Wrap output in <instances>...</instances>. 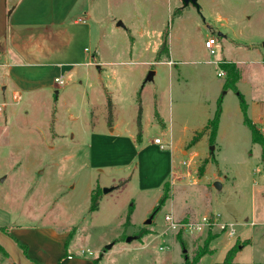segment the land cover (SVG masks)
Returning a JSON list of instances; mask_svg holds the SVG:
<instances>
[{"label":"rangeland","instance_id":"obj_1","mask_svg":"<svg viewBox=\"0 0 264 264\" xmlns=\"http://www.w3.org/2000/svg\"><path fill=\"white\" fill-rule=\"evenodd\" d=\"M197 1L200 13L181 0H95L96 63L75 66L58 88L30 93H5L0 76L1 232L21 239L33 226L66 230L68 251L88 249L94 264H220L235 243L234 264H264V154L234 90L264 138V0ZM211 37L214 55L204 48ZM224 62L238 71L234 86H225ZM218 105L212 140L206 126ZM116 120L121 138L106 132ZM155 138L171 147L160 149ZM164 186L168 199L154 212ZM169 213L178 221L218 213L235 235L218 226L170 231ZM0 264H15L1 246Z\"/></svg>","mask_w":264,"mask_h":264},{"label":"crops","instance_id":"obj_2","mask_svg":"<svg viewBox=\"0 0 264 264\" xmlns=\"http://www.w3.org/2000/svg\"><path fill=\"white\" fill-rule=\"evenodd\" d=\"M93 1L0 0V76L5 93L52 90L55 78L64 79L75 66L96 63L91 61L94 54L90 52L93 29L89 3ZM166 62L170 65L171 61ZM32 69L40 74H30ZM45 70L50 80L42 77ZM119 126L116 120L106 132L121 138ZM95 133L91 136H97ZM134 140L133 134L129 135L130 145ZM18 233L21 239H16L27 247V256L0 231V246L15 264H94V259L85 257L88 249H77L83 251L81 256L68 251L70 236L66 230L33 226Z\"/></svg>","mask_w":264,"mask_h":264},{"label":"trees","instance_id":"obj_3","mask_svg":"<svg viewBox=\"0 0 264 264\" xmlns=\"http://www.w3.org/2000/svg\"><path fill=\"white\" fill-rule=\"evenodd\" d=\"M164 49L165 48L163 46L160 50H164ZM221 65L226 70V72L228 73V76H229L228 80L225 83V86H229V85L234 86V83L239 78V74H238V71L235 68L234 63H231V62L225 63L224 62ZM234 90L236 91L238 99H239V106H240L241 112L243 114V122L248 127V129L250 131L251 141H252V143H256V144L260 145V147L262 149V152L264 154V138L259 133V131H257V128L255 127L253 122L247 117V115H246L247 106H246V103H245V101L243 99V96L237 91L236 88H234ZM107 111H108L109 121H111V104H110L109 100H108V103H107ZM219 116H220V108H219V105H218L216 111L213 114V117L208 121L207 126H206V130L210 131V138L212 140L214 139V137L216 135V131H217V128H218V123H219ZM139 117H138V122H137L138 127H139V131L137 133L136 139H139L140 136H141V133H140L141 127H140ZM98 199H99L98 189H94L91 192V198H90V200H91V204H90L91 211L97 210V208H98ZM167 199H168V189H167V187L164 186L163 187V193H162L161 197L158 200V205L154 208V212L159 210V208L162 205H164V203H165V201ZM131 212H132V209L129 208L127 216H126V220H125V224L126 225L129 224ZM0 231H1V228H0ZM142 234L143 233H141L139 237H141ZM8 235L13 239V241L16 243L18 248L21 249L22 253L25 256H27V247L24 244H22L21 242H19L13 235H11V234H8ZM247 244H248L247 242H244L241 245V247H244ZM239 250H240L239 244L235 243L230 249L227 250V252L225 253V256L223 258V261L220 264H234V262H233L234 258H235L236 254H237V252ZM204 254L205 253H201L195 260L198 261L200 259V257L202 255H204ZM184 264H194V262L193 263H189L188 261H185Z\"/></svg>","mask_w":264,"mask_h":264},{"label":"built area","instance_id":"obj_4","mask_svg":"<svg viewBox=\"0 0 264 264\" xmlns=\"http://www.w3.org/2000/svg\"><path fill=\"white\" fill-rule=\"evenodd\" d=\"M217 47L216 40L214 38H208L204 42V48L208 51L210 55L215 54V48ZM214 64H217L218 61H212ZM218 77L225 76L223 70H218ZM56 86L63 85V77H58L54 79ZM264 135V133H262ZM153 143L156 144L160 149H167L171 147V141H162L159 138H155ZM165 222L167 223V227L170 231L174 232H186L190 234L201 233L204 230H210L212 227H219V231L225 232L228 236H234V224L229 222H220V215L218 213H212L211 215H203L199 219L194 221H178L173 218V216L169 213L164 217ZM83 253V251H81ZM85 254L91 256L92 253L88 250L84 251ZM70 258V257H69Z\"/></svg>","mask_w":264,"mask_h":264},{"label":"water","instance_id":"obj_5","mask_svg":"<svg viewBox=\"0 0 264 264\" xmlns=\"http://www.w3.org/2000/svg\"><path fill=\"white\" fill-rule=\"evenodd\" d=\"M181 3H182V8H185L187 6H192L195 8V10L197 11V13H200V5L198 3L197 0H181ZM118 25H121L120 23H118ZM152 75H153V72H149L148 73V76L146 77V80H150L152 78ZM57 93V92H56ZM213 186L216 188V189H220L221 188V184L218 183V182H215L213 184ZM112 190V188H103L102 192L103 194H107L109 193L110 191ZM151 219H152V215L144 222V224H150L151 223ZM131 238L128 237L126 239V241H130ZM110 246H106V249H109Z\"/></svg>","mask_w":264,"mask_h":264}]
</instances>
